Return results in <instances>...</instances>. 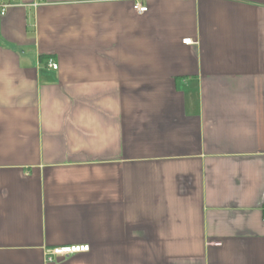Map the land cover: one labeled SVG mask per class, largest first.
<instances>
[{
  "label": "crops",
  "instance_id": "1",
  "mask_svg": "<svg viewBox=\"0 0 264 264\" xmlns=\"http://www.w3.org/2000/svg\"><path fill=\"white\" fill-rule=\"evenodd\" d=\"M4 4L0 264H264V0Z\"/></svg>",
  "mask_w": 264,
  "mask_h": 264
},
{
  "label": "built area",
  "instance_id": "2",
  "mask_svg": "<svg viewBox=\"0 0 264 264\" xmlns=\"http://www.w3.org/2000/svg\"><path fill=\"white\" fill-rule=\"evenodd\" d=\"M9 6H10V4L2 5L0 15H3L5 9ZM133 9H135L134 11H136L138 14H143L147 11V8L142 6L139 3L135 4L133 6ZM182 43L184 45H190L193 42L191 39H186V40H183ZM56 67H57V65H55V63L53 61L48 62V68H50L52 70H57ZM262 222L264 223V217L262 219ZM88 250H89V247L85 246V245H75V246H67V247H63V248L62 247L55 248V249L46 251L45 259H46V262L52 263V261H54V259H56V258H64V257H68V256L75 255V254L85 253V252H88Z\"/></svg>",
  "mask_w": 264,
  "mask_h": 264
}]
</instances>
